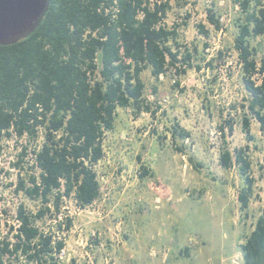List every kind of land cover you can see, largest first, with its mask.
Returning a JSON list of instances; mask_svg holds the SVG:
<instances>
[{
  "label": "rangeland",
  "instance_id": "374dc122",
  "mask_svg": "<svg viewBox=\"0 0 264 264\" xmlns=\"http://www.w3.org/2000/svg\"><path fill=\"white\" fill-rule=\"evenodd\" d=\"M171 4L167 26H177L179 58L188 50L192 67L181 76L170 69L159 79L151 69L144 71L143 99L150 110H117L114 129L103 138L104 158L94 168L99 198L85 209L64 198L60 213L51 209L36 221L43 232L65 243L56 264H243L241 246L264 207V134L254 119L253 141L242 129L250 95L234 49L241 10L232 0ZM209 10L220 20L221 30L209 23ZM199 25L208 36L199 33ZM250 45L260 63L264 37L251 39ZM228 120L234 121V131H226L227 147L232 153L248 148L256 180L246 213L240 209L243 181L237 168L220 165V127ZM175 128L190 137H174ZM43 141L40 133L36 140L13 137L3 142L0 240L16 241L20 206L32 215L46 208L40 200L16 192L21 179L27 183L32 174H39L33 152ZM25 147L28 155L22 157ZM67 217L73 226L61 233L58 227L65 226ZM6 264H24V259Z\"/></svg>",
  "mask_w": 264,
  "mask_h": 264
},
{
  "label": "trees",
  "instance_id": "16d2710c",
  "mask_svg": "<svg viewBox=\"0 0 264 264\" xmlns=\"http://www.w3.org/2000/svg\"><path fill=\"white\" fill-rule=\"evenodd\" d=\"M232 1L242 14L234 49L250 95L243 107L247 112L242 129L247 140L253 141L252 119L264 134V60L257 61L250 41L264 37V0ZM170 10L169 0H50L43 21L30 37L0 46V158L3 142L13 133L27 140L43 134L42 145L33 152V167L39 174H32L27 183L21 179L16 192L46 205L36 215L23 206L18 208L16 241L10 237L0 240V264L19 259H24V264L57 263L65 243L56 240L52 232H43L36 221L51 209L60 213L64 198L73 199L80 209L99 198L94 168L104 158L103 138L114 129L117 110H150L143 99L144 71L151 69L152 76L159 79L170 69L181 76L192 67L193 54L188 50L179 58L177 26L164 24ZM208 21L221 30L212 10ZM197 28L202 35H209L204 26ZM225 125L220 127L224 144L220 165L227 170L237 168L243 181L238 199L246 213L256 180L248 148L232 153L225 142L226 131H234V121ZM173 136L188 139L190 134L175 128ZM27 152L25 147L22 157ZM21 163L23 160L16 167ZM143 170L146 176V168ZM72 226L67 217L65 226L58 228L64 233ZM241 254L243 264H264V207L241 246Z\"/></svg>",
  "mask_w": 264,
  "mask_h": 264
},
{
  "label": "water",
  "instance_id": "95a60500",
  "mask_svg": "<svg viewBox=\"0 0 264 264\" xmlns=\"http://www.w3.org/2000/svg\"><path fill=\"white\" fill-rule=\"evenodd\" d=\"M50 0H0V46L30 37L49 9Z\"/></svg>",
  "mask_w": 264,
  "mask_h": 264
},
{
  "label": "built area",
  "instance_id": "2783aa9c",
  "mask_svg": "<svg viewBox=\"0 0 264 264\" xmlns=\"http://www.w3.org/2000/svg\"><path fill=\"white\" fill-rule=\"evenodd\" d=\"M164 1H166V0H164ZM169 4H170V6L172 5V4H171V0H169ZM169 12H170V11H169ZM168 15H169V13H168ZM168 15H167V18H168ZM167 18H166L165 21H164V24H165L166 26H167ZM172 27H173V26H172ZM172 27H169V26H168V28H172ZM97 73H98V72H97ZM13 137H17V136H15L14 133H13ZM13 137H12V138H13ZM17 222H18V221H17ZM17 227H18V226H17Z\"/></svg>",
  "mask_w": 264,
  "mask_h": 264
}]
</instances>
